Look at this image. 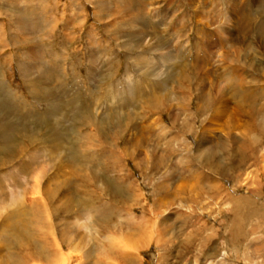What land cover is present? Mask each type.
<instances>
[{
    "label": "rangeland",
    "instance_id": "rangeland-1",
    "mask_svg": "<svg viewBox=\"0 0 264 264\" xmlns=\"http://www.w3.org/2000/svg\"><path fill=\"white\" fill-rule=\"evenodd\" d=\"M0 264H264V0H0Z\"/></svg>",
    "mask_w": 264,
    "mask_h": 264
},
{
    "label": "bare ground",
    "instance_id": "bare-ground-1",
    "mask_svg": "<svg viewBox=\"0 0 264 264\" xmlns=\"http://www.w3.org/2000/svg\"><path fill=\"white\" fill-rule=\"evenodd\" d=\"M234 7H235V4L233 5V8H232V10L233 11H235L236 9H234ZM262 25V24H261ZM261 112V111H260ZM254 115V114H253ZM255 117V116H254ZM15 214V213H14ZM19 235V234H18Z\"/></svg>",
    "mask_w": 264,
    "mask_h": 264
}]
</instances>
